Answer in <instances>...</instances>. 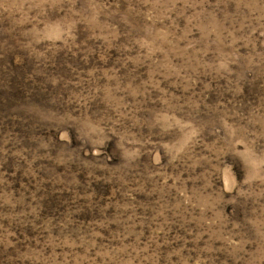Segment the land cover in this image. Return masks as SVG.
I'll return each instance as SVG.
<instances>
[{
	"label": "rangeland",
	"instance_id": "rangeland-1",
	"mask_svg": "<svg viewBox=\"0 0 264 264\" xmlns=\"http://www.w3.org/2000/svg\"><path fill=\"white\" fill-rule=\"evenodd\" d=\"M0 264H264V0H0Z\"/></svg>",
	"mask_w": 264,
	"mask_h": 264
}]
</instances>
